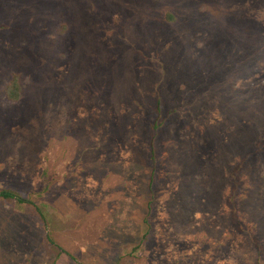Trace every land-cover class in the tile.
<instances>
[{"label": "rangeland", "instance_id": "obj_1", "mask_svg": "<svg viewBox=\"0 0 264 264\" xmlns=\"http://www.w3.org/2000/svg\"><path fill=\"white\" fill-rule=\"evenodd\" d=\"M3 188L0 264H264V0H0Z\"/></svg>", "mask_w": 264, "mask_h": 264}, {"label": "trees", "instance_id": "obj_2", "mask_svg": "<svg viewBox=\"0 0 264 264\" xmlns=\"http://www.w3.org/2000/svg\"><path fill=\"white\" fill-rule=\"evenodd\" d=\"M2 94V99L4 102L7 104H14L17 103L21 97V84L18 80L17 75H13L12 78L4 84L1 90ZM164 119L161 117V108L156 107L154 109V119L151 121L149 124V140H148V145H149V159L151 162V171L149 173L148 177V190L151 193L152 192V185L156 179V168L159 164V159L161 157V153L159 150V133L161 131V127H163L164 124ZM235 184H238V179L234 178L233 180V187H232V192L228 198V204L231 209V213L234 214L235 212V203L236 200H238L237 195L235 194ZM0 199H9L10 201L12 200L15 204H21L22 202H26L25 199H23L20 194L11 188H3L0 190ZM147 209H150V201L147 205ZM234 212V213H233ZM145 226H146V231L143 234L144 238L147 234V230L149 228V223L146 218L143 220ZM138 248L134 247L131 251L128 253L135 252ZM127 252V251H125Z\"/></svg>", "mask_w": 264, "mask_h": 264}]
</instances>
